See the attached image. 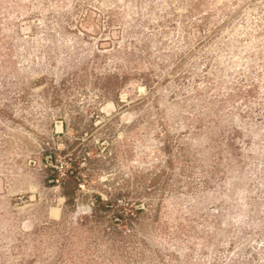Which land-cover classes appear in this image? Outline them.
Returning <instances> with one entry per match:
<instances>
[{
    "label": "rangeland",
    "instance_id": "374dc122",
    "mask_svg": "<svg viewBox=\"0 0 264 264\" xmlns=\"http://www.w3.org/2000/svg\"><path fill=\"white\" fill-rule=\"evenodd\" d=\"M0 264H264V0H0Z\"/></svg>",
    "mask_w": 264,
    "mask_h": 264
}]
</instances>
